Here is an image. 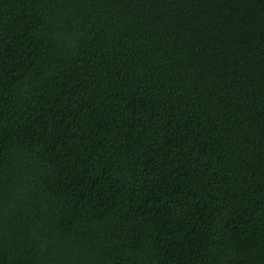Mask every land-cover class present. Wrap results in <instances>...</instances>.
<instances>
[{
    "label": "trees",
    "instance_id": "1",
    "mask_svg": "<svg viewBox=\"0 0 264 264\" xmlns=\"http://www.w3.org/2000/svg\"><path fill=\"white\" fill-rule=\"evenodd\" d=\"M0 264H264V0H0Z\"/></svg>",
    "mask_w": 264,
    "mask_h": 264
}]
</instances>
